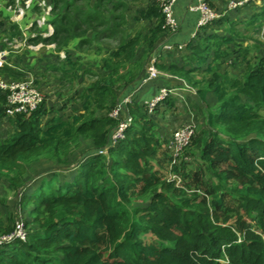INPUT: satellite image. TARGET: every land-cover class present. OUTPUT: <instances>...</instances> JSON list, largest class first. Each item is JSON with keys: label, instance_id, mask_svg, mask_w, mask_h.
Instances as JSON below:
<instances>
[{"label": "trees", "instance_id": "trees-1", "mask_svg": "<svg viewBox=\"0 0 264 264\" xmlns=\"http://www.w3.org/2000/svg\"><path fill=\"white\" fill-rule=\"evenodd\" d=\"M50 1L54 9L65 3ZM151 1L137 19L156 26L149 35L137 32L122 41L114 55L129 51L126 57H134L142 39L153 50L159 36L170 34L160 0ZM65 18L57 14L56 33L66 32ZM224 18L195 31L180 63H155L197 87L202 99L212 92L217 101L216 110L207 114L211 130L196 133L177 157L167 140L157 136L153 115L138 98L126 105L131 122L124 139L109 147L107 156L97 154L116 124L108 115L123 96L115 83L134 81L137 75L131 72L83 89L78 96L82 112L68 116L43 101L29 113L10 115L0 89V122L8 118L14 127L0 135V180L6 172L8 185L21 191L20 207L32 216L23 219L26 241L0 246V264H264V55L252 65L249 50L237 39L240 32H218ZM263 21L264 7L246 26L255 31ZM233 54L245 64L241 75L222 69ZM106 67L112 64L107 61ZM46 68L77 78L62 64ZM21 70L7 64L0 69L14 80L26 77ZM80 136L89 137L92 148L76 167L63 177L53 171L34 179V185L24 184L33 161L46 156L60 162L80 147ZM214 172L234 184L230 190L220 182L209 185L207 175ZM145 196H150L145 206L130 209L125 204ZM28 224L34 227L28 229ZM148 233L163 244L145 243L141 235Z\"/></svg>", "mask_w": 264, "mask_h": 264}, {"label": "rangeland", "instance_id": "rangeland-1", "mask_svg": "<svg viewBox=\"0 0 264 264\" xmlns=\"http://www.w3.org/2000/svg\"><path fill=\"white\" fill-rule=\"evenodd\" d=\"M41 1L43 0H34L33 5L25 10L27 12L24 16L19 17L13 0H0V69L6 65L4 63L6 61L7 65L17 66L22 69L21 71H26L27 74L24 78L34 79L42 91L45 105L51 109L53 104L64 115L82 112L78 96L83 89L90 87L95 81L106 82L131 72L137 75L134 81L126 83L125 80H120L115 83L119 94L124 96L131 94L138 83L139 74L143 67L150 62V59L155 58V63L156 61L160 63L163 62L160 59L161 55H170V51L161 53L159 50L156 51L155 47L149 51L144 39L135 44L134 57H126L129 51L122 52L121 56L114 55L122 41H128L135 37L137 32L143 36L149 35L152 27L156 26L155 22L137 19L138 11L148 6L152 2L151 0H65V3L57 9L53 8L50 0H45L51 6L47 23L51 24L53 29L51 34L45 36L43 35L45 29L37 25L36 22L44 11L43 6L39 4ZM117 2L121 4L118 5ZM58 13L66 14L63 24L67 28L66 32H55L56 26L53 25V22ZM90 14L93 18L87 20L86 18ZM257 32L255 30L251 34L249 32L246 36H242L252 39L255 37L256 43L252 44V52L248 56L252 65L258 61L260 56L264 55V40ZM163 34H166L165 29ZM141 49H147L148 52L145 51L142 57L137 59ZM169 49L170 47L165 51ZM31 50L39 52L37 59L32 63L27 59L32 53ZM155 51L156 53H154ZM62 54L64 57L61 56ZM107 61L112 64V68L106 67ZM14 62H18L19 65ZM72 63H75V67L79 68L73 70ZM51 64L64 65L70 73H75L77 78L73 81L69 75L65 76L59 71L48 70L46 66ZM227 65L229 71H233L236 66L240 68L236 61L228 62ZM83 69L88 72H83ZM158 71L163 72L159 68ZM0 79L14 80L11 75L8 76L2 71H0ZM185 81L187 90L191 88L197 92V87L186 79ZM162 83L167 89L174 87L173 82H168L160 77L157 84ZM176 92L178 93L174 89L172 94L166 97L154 111L153 119L158 133L165 139H170L175 129L192 123L196 133L206 135L211 130L207 125V114L215 109L213 96L208 95L202 99L199 95L198 97L188 91H183V95L176 94ZM143 94L144 92L140 93L138 97L143 99L147 96L148 99L150 96L143 97ZM262 115H264V110ZM202 126L203 129L200 128ZM13 128L10 120L5 118L0 122V135L6 136L13 131ZM219 128L217 126L214 129ZM78 142L80 147L76 149L78 150L76 154L65 155L60 162L46 156L33 161L23 177L24 184L28 185L32 182L31 185H34V179L47 176L54 170L59 172L67 166L75 164L82 152L92 147L89 137L80 136ZM216 173L207 175L209 185L220 182L225 190H230L234 184L221 180ZM1 175L3 176L0 180V196L3 198V202L0 203V234L12 229L17 217L20 216L27 222L32 217L28 209L20 207V199L16 190L6 182L8 174L4 172ZM149 199L150 196L130 198L125 204L131 209L136 206H145ZM31 227L34 226L28 224V229ZM141 238L145 243L163 244L150 233L142 234Z\"/></svg>", "mask_w": 264, "mask_h": 264}, {"label": "built area", "instance_id": "built-area-1", "mask_svg": "<svg viewBox=\"0 0 264 264\" xmlns=\"http://www.w3.org/2000/svg\"><path fill=\"white\" fill-rule=\"evenodd\" d=\"M178 0H160L161 11L164 15L165 25L170 33H175L179 29V21L175 15L174 5ZM189 8L198 14L196 19V30L222 16L229 10L241 7L251 0H232L226 4L225 11L222 13L215 11L206 0H188ZM34 0H13L16 13L19 17L24 16L33 5ZM43 6L44 11L37 19V25L42 26L44 36L53 32L52 25L47 23L50 14L51 6L45 0L39 3ZM257 31L261 38L264 39V21L259 25ZM163 48H169V45L164 44ZM64 57V55H61ZM160 72L155 66V58H151L150 62L145 65V70L138 83L131 91V94L123 95L118 99L115 105L110 109L108 115L116 120L114 129L109 135L108 144L97 150V154L106 155L109 147L115 146L120 143L124 137L126 130L131 122V116L127 111L126 105L133 98H138V91L155 81ZM0 89L6 93L7 101L10 105L9 114L16 113H29L36 109L43 101L42 91L35 84L34 79L31 77L22 78L19 80H6L0 79ZM174 89H167L160 87L155 94L146 100H140L145 103L144 110L148 115H153L156 107L172 94ZM196 134L195 126L191 124H184L172 132L171 138L167 139V147L171 150L173 156L177 157L183 153L185 148L191 143ZM175 178L174 175H171ZM27 228L22 217H17L15 225L12 230L0 234V246L11 243L13 241H26Z\"/></svg>", "mask_w": 264, "mask_h": 264}, {"label": "crops", "instance_id": "crops-1", "mask_svg": "<svg viewBox=\"0 0 264 264\" xmlns=\"http://www.w3.org/2000/svg\"><path fill=\"white\" fill-rule=\"evenodd\" d=\"M206 1L210 4V6L215 11L222 13L223 11H225L226 4L232 0H206ZM189 4L190 3L188 0H178L175 3L174 11H175V15L179 21V29L175 33H170V34L160 38L157 45L155 46V50L156 51L159 50L161 53H166V52L170 51V55H168V54L161 55L160 59L165 64H169L170 62L180 63L181 57L184 53V46L195 34V31H196L195 23H196V19L198 17V14L189 8ZM263 7H264V0H251L249 3H247L241 7H238L236 9H232V10H229L228 12H225L223 14V15H225V18L221 21L222 23L219 24L218 32L219 33H233V31H238L240 33H243L240 36H238L237 39H238L239 43H242V45L249 50L248 56H250V54L252 52L251 46L253 43H256V41L254 40L255 37H253V39H252L250 37H242V36H246L249 32H250L249 34L253 33V30L249 31L248 27L246 26V21L252 16V14L260 12L263 9ZM257 34H259V33L257 32ZM164 44L169 45L170 49L165 51L166 49L163 48ZM156 51L154 53H156ZM30 52H32V53L29 57H27V59L29 60V62L32 63L35 61V59H37L39 52H38V50H31ZM156 55H159V54H156ZM235 56L236 55L233 54L229 59H227L223 63L222 69L229 71L227 63L228 62L231 63L233 61H236L237 63H239V67L241 69L236 66L237 68L235 67L233 69V71L230 70L229 72L232 75H241L245 71V64L243 62H240L241 61L240 58L236 59ZM4 63L7 64L6 61ZM14 63L16 65H19L18 62H14ZM10 66H12V65H10ZM160 77L162 79H165L168 82L174 83L173 89H176L178 91V93L176 92V94L183 95V93H182L183 91H188V92H191V93L195 94L196 96H198V94H197V92H195V90H193L191 88H190V90H187V83L182 77H179L177 75H173L170 73H166L164 71L160 72L158 78L155 81H153V82L149 83L148 85H146L145 87L141 88L138 91V96L140 95V93L144 92L145 95L143 94V97L146 95H150L149 97H151L153 94L156 93V91L160 87H164L165 84H163V83L157 84V81L159 80ZM152 91H154V92H152ZM208 95L213 96V98H214L213 104L215 105L214 110H216L217 101H216L215 95L212 92H208L206 97ZM139 99H140V97H139ZM146 99H147V96L144 97L143 99H140V100L143 101ZM51 109L54 111L57 110L53 106V104L51 106ZM59 114H62V113H60V111H59ZM65 116H68V115H65ZM200 128L203 129L204 127L202 126ZM155 132H156L157 136L161 137L162 139H165V137L163 135L158 133L156 126H155ZM165 140H167V139H165ZM91 148L87 149L85 152H82L80 157L77 158V161L75 164L69 165V166H67V168L59 171L60 177H63L64 174L69 169L76 167L78 162L80 160L84 159V157H86L90 153ZM77 151L78 150L74 151V153L72 155H75ZM51 172H53V171H51ZM54 172H57V171L54 170ZM16 193L18 195V198L20 199V196H21L20 195L21 194L20 189H18L16 191Z\"/></svg>", "mask_w": 264, "mask_h": 264}]
</instances>
